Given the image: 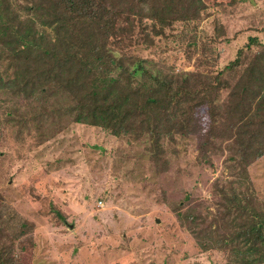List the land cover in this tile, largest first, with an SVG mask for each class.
<instances>
[{
	"label": "trees",
	"instance_id": "16d2710c",
	"mask_svg": "<svg viewBox=\"0 0 264 264\" xmlns=\"http://www.w3.org/2000/svg\"><path fill=\"white\" fill-rule=\"evenodd\" d=\"M18 3L22 16L15 12L6 22L1 17L8 6L0 0V90L33 105L32 120L50 125L41 132L44 141L71 124L130 140L144 135L152 165L164 172L166 155L177 156L179 140L194 138L195 161L211 167L222 156L230 179L213 184L214 226L186 227L194 221L191 213L179 214L180 224L201 251L223 252L225 264H264V201L247 171L264 157V41L250 39L259 50L239 49L215 73H173L121 49L133 36L151 46L174 23H199L206 0ZM10 118L16 126L26 124L25 117ZM25 226L20 221L17 228H0V264L1 250Z\"/></svg>",
	"mask_w": 264,
	"mask_h": 264
},
{
	"label": "rangeland",
	"instance_id": "374dc122",
	"mask_svg": "<svg viewBox=\"0 0 264 264\" xmlns=\"http://www.w3.org/2000/svg\"><path fill=\"white\" fill-rule=\"evenodd\" d=\"M4 1V21L15 12L22 16L18 0ZM211 1L199 23H174L151 46L136 35L119 48L173 73H215L239 49L259 50L249 40L264 41V0ZM35 111L0 90V228L26 225L1 250L5 264L226 263L221 251H201L179 222V214L191 213L186 227L214 226L213 184L230 179L222 156L201 166L194 138L186 137L176 145L177 156L166 155L163 172L152 165L144 135L130 140L71 124L44 141L41 132L50 125L33 121ZM17 116L25 117V126L14 124L10 117ZM247 171L264 201V157Z\"/></svg>",
	"mask_w": 264,
	"mask_h": 264
},
{
	"label": "water",
	"instance_id": "95a60500",
	"mask_svg": "<svg viewBox=\"0 0 264 264\" xmlns=\"http://www.w3.org/2000/svg\"><path fill=\"white\" fill-rule=\"evenodd\" d=\"M158 222V220H156V223Z\"/></svg>",
	"mask_w": 264,
	"mask_h": 264
}]
</instances>
